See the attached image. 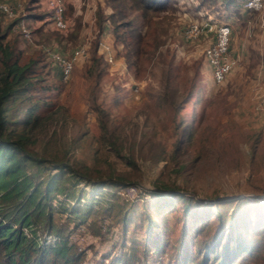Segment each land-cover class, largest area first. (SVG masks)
<instances>
[{
    "label": "rangeland",
    "instance_id": "374dc122",
    "mask_svg": "<svg viewBox=\"0 0 264 264\" xmlns=\"http://www.w3.org/2000/svg\"><path fill=\"white\" fill-rule=\"evenodd\" d=\"M2 1L17 16L40 15L23 18L29 39L12 27L5 31L13 19L0 18L4 40L17 43L22 59L41 49L49 61L43 46L67 56L80 45L87 51L65 81L59 77L58 89L46 93L47 103L35 111L27 131L29 149L44 160L41 166L59 174L63 190L51 192L49 201L64 205L52 211L51 221L81 250V264H264V226L254 233L255 247L224 261L213 255L204 260L205 245L218 228L215 210L233 208L230 201L208 202L241 197L238 226L245 217L255 230L261 219L256 208L264 206V7L246 12L222 0H169L153 12L161 43L136 77L110 22L96 24L98 12L110 11L107 0H62L71 29L58 39L47 0ZM124 14L143 29L137 10L125 8ZM207 16L229 25L228 52L238 56L218 83L202 58L205 38L182 37L186 23ZM73 31L71 42L66 35ZM100 41L109 47L110 62ZM48 64L49 75L58 80L55 65ZM170 93L188 94L176 112L167 101ZM61 161L77 177L51 167ZM74 203L82 206V216L72 221L66 205ZM37 230L39 238L47 236L45 222Z\"/></svg>",
    "mask_w": 264,
    "mask_h": 264
},
{
    "label": "trees",
    "instance_id": "16d2710c",
    "mask_svg": "<svg viewBox=\"0 0 264 264\" xmlns=\"http://www.w3.org/2000/svg\"><path fill=\"white\" fill-rule=\"evenodd\" d=\"M168 1L107 0L110 11L105 16L98 12L97 26H102L103 18L110 22L114 41L124 47L123 54L127 65L131 64L135 68L136 77H140L145 72L157 45L161 43L159 40L161 30L153 18L155 14L153 12L164 9ZM214 1L209 0L208 2L213 3ZM25 2L33 5L37 0H26ZM222 2L232 4L238 10L252 12L243 8V0H222ZM125 8H133L138 11L143 29L131 25L125 17ZM39 16L29 13L28 16L24 14L22 17L32 21L38 19ZM13 23L14 19L4 26V30L11 28ZM70 29L71 26L64 31L54 28L56 32H52V34L58 39L59 32H66ZM74 31L66 35L71 39V42L75 36ZM6 33L0 32V264H81V250L77 249L75 243L62 237L60 228L51 221L52 211L61 210L63 209L61 205H64L61 200H55L54 204L49 201L51 192L58 191L59 193L63 190L62 182H56L59 174H48L49 166H41L44 160H40L41 158L29 149V145L33 141L27 134V131L33 126L31 123L38 116L35 111L47 103L46 93L56 91L59 82H61L59 78L61 77V68L57 61L50 56V53L58 52L54 47L49 49L46 46L42 47L50 63L55 65L57 80L49 75L50 71L47 68L50 67L49 64L47 66L49 61L45 59L41 49L31 51L36 53L34 58L22 59L17 43L14 40L11 42L7 39L4 40ZM198 40L201 39L185 41L198 42ZM75 48L71 49L69 54ZM95 53L93 44L91 46L92 56L89 58L91 62H94ZM86 55L87 51L74 59L69 73L75 62ZM62 56L67 57V55ZM203 60L210 67L204 58ZM66 79L62 80L61 78L62 81ZM167 96L171 109L176 112L188 94L182 96L180 93H170ZM15 125L20 128H16ZM53 165L51 167L58 168V172L65 171L72 179L77 177L75 171L65 162L61 161ZM32 166L33 168L30 169ZM39 173L46 174L45 179L39 178ZM240 198H223L208 202L221 205L230 201L233 208L229 212L217 210L218 208L215 210L218 228L212 236V243L208 246L204 244V260L209 255H213L224 261L230 257L229 254L233 253L235 256L244 251V247L249 250L256 246L258 241H253L257 239L254 233L264 226V206L256 208L257 213L261 214V219L255 230L246 226L245 217L242 218L244 225L239 227L241 222L238 219L239 206L242 204ZM187 204L188 201L183 206L185 212L188 208ZM80 206L78 203L66 205L67 215L71 217L72 221L82 216V206ZM43 222H45L47 236L39 238L37 228Z\"/></svg>",
    "mask_w": 264,
    "mask_h": 264
},
{
    "label": "built area",
    "instance_id": "2783aa9c",
    "mask_svg": "<svg viewBox=\"0 0 264 264\" xmlns=\"http://www.w3.org/2000/svg\"><path fill=\"white\" fill-rule=\"evenodd\" d=\"M50 8V20L53 28L64 31L69 28L70 21L65 15V8L62 0H47ZM243 8H247L252 12H261L264 7V0H243ZM16 15L15 9L7 2L0 0V17L14 19L12 29L20 32L26 39L30 38V33L26 29L22 13ZM230 27L225 23H216L207 16L199 21H191L186 23L182 29V37L184 40H196L205 38V44L202 46L201 52L203 58L211 67V78L214 83L220 82L227 72L237 64L238 56L230 54L227 49ZM100 48L104 51L105 59L110 62L109 47L103 42H98ZM86 52L84 45L76 47L67 57L59 53H50V56L57 61L61 68V78L66 79L74 59L78 55ZM125 191H131L130 187H126Z\"/></svg>",
    "mask_w": 264,
    "mask_h": 264
}]
</instances>
